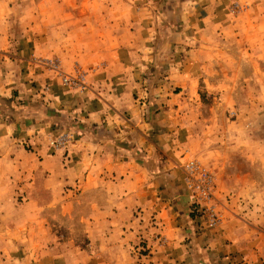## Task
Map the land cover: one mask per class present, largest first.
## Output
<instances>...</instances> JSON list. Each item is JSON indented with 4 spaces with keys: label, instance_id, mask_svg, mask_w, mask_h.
Returning a JSON list of instances; mask_svg holds the SVG:
<instances>
[{
    "label": "crops",
    "instance_id": "0c3cea01",
    "mask_svg": "<svg viewBox=\"0 0 264 264\" xmlns=\"http://www.w3.org/2000/svg\"><path fill=\"white\" fill-rule=\"evenodd\" d=\"M132 1L131 17L119 29L107 14L103 15L107 24L101 27L96 12L87 9L92 33L85 23L80 32L91 33L92 40L100 29L110 33L113 29L116 43L119 33L127 30L125 47L117 44L119 49L115 48L116 59L109 54L104 67L89 75L88 93L68 89L54 74L30 64L31 53L49 54L46 42L11 39L5 26L11 7L8 3L6 10L0 8V191L27 185L32 195L23 204L29 215L2 217L4 221L0 216V224L11 226L0 230V264L264 262L260 259L263 238L251 232L248 220L225 212L216 228H208L192 213L196 210L191 197L180 184L181 152L187 148L179 132L188 114L181 103L187 99L183 97L186 86L197 80L196 66L201 64L195 58L196 41L184 32L196 30L193 22L199 6L193 5L199 0H187L186 6L181 3L175 9V16L187 22L186 27L177 28L183 27L181 33L170 27L168 38L153 41L152 33L161 32L152 24L147 3L157 7L160 0ZM208 1L202 6L209 10L224 3ZM202 6L203 17L196 22L209 13ZM157 50V55L152 53ZM153 63H157L159 79L144 90V70ZM56 127L72 133L66 154L40 138ZM27 142L37 144L34 152L25 149ZM217 189L216 208L224 213L229 208L223 205L218 182ZM37 194L43 199L37 200ZM71 194L91 210V215L87 212L75 221L91 226L85 236L86 249L74 240L76 234L69 238L54 232L47 213L59 206L62 215L71 218ZM20 207L0 202V209ZM140 238L147 249L144 253L133 249Z\"/></svg>",
    "mask_w": 264,
    "mask_h": 264
},
{
    "label": "rangeland",
    "instance_id": "374dc122",
    "mask_svg": "<svg viewBox=\"0 0 264 264\" xmlns=\"http://www.w3.org/2000/svg\"><path fill=\"white\" fill-rule=\"evenodd\" d=\"M185 1L187 0H160L157 7H152V2H146L149 9L152 8V24L161 32H153L152 41L168 38L170 27L182 32L187 22L175 16V9L178 10V4L181 3L186 6ZM223 1L222 6L210 10L206 4L202 6L208 0L195 3L193 6H199L195 10L196 20L203 17L201 6L209 13L199 22L194 20L195 32H184L196 41L195 58L201 64L196 66L197 80L186 86L188 90H184L183 97L187 99L181 103L188 114L185 113L186 125L179 132L181 142L187 148L181 152L183 159H180V184L189 194L182 181L183 168L188 160H197L207 167L215 177V202L220 197H216L218 182L221 198L224 199L222 202L226 204L223 205L229 208L224 213L223 209L216 208L220 221H223L225 212L231 213V217L248 220L253 227L251 232L262 236L260 247L264 249V0ZM8 3L11 13L5 18V26L10 38L28 40L30 37V40L38 38L41 43L46 42L44 47L49 54L31 53L30 64L41 71L54 74L59 83L68 89L86 93L90 90L89 75L104 67L109 54H115L110 58L116 59L115 51L119 49L117 44L125 47L123 40H126L127 32L116 34L118 41L115 43L113 29L110 30L111 33L100 29V33L92 40V16L87 9L96 12L101 27L107 24L106 17L103 18L107 14L110 21L116 20L115 27L119 29L122 25H127L131 17L130 5H135L132 0H0V8L6 10L5 4ZM83 23L91 33L80 32ZM180 26L183 27L177 29ZM120 40L122 44L119 43ZM49 41L52 45L47 46ZM158 51L152 53L157 55ZM250 56L257 59L252 61L248 58ZM155 61L158 62L159 59L156 58ZM62 64L64 68H61ZM155 72L157 63L144 70V90L151 89L158 82ZM75 74L83 76L82 86H69L63 82L64 76ZM179 90L183 88L180 87ZM18 102H23V98L18 99ZM68 120L72 122L73 119ZM41 136L46 146L57 150H64L72 139L71 132L58 127L41 133ZM60 136L66 139L63 144L59 143ZM25 143L23 145L27 151H35L37 144ZM64 152L66 154L67 151ZM19 182L22 183L23 180ZM13 190L0 191V202L4 204L11 201L21 207L19 210L0 209L1 218L18 219L20 216L21 219L29 215L23 208L24 202L29 201L32 196L29 187L17 186ZM36 197L37 200L43 199L39 194ZM70 202L71 218L67 219L62 215L59 206L52 207L47 212L53 223L52 229L69 238L71 233L76 234L74 240L86 249L88 240L85 236L90 232L91 226H79L75 221L79 222V217L87 212L91 215V210L87 209L85 203L76 201L74 194ZM192 213L200 217L207 226L206 214L197 211ZM135 216L138 217V214L135 213ZM217 226L207 227L213 229ZM10 228L7 224H0L2 231ZM138 232L139 230L135 233L137 237L141 235ZM142 240L137 239L133 249L138 248L144 253L147 249ZM263 258L260 257L261 260Z\"/></svg>",
    "mask_w": 264,
    "mask_h": 264
},
{
    "label": "built area",
    "instance_id": "2783aa9c",
    "mask_svg": "<svg viewBox=\"0 0 264 264\" xmlns=\"http://www.w3.org/2000/svg\"><path fill=\"white\" fill-rule=\"evenodd\" d=\"M83 79L81 74L67 75L64 76L63 82L69 86L80 87ZM65 141V137L60 136L59 143L63 144ZM182 181L192 198L194 209L200 214H206L207 226H217L220 214L215 205L216 183L213 172L199 161L191 159L185 163Z\"/></svg>",
    "mask_w": 264,
    "mask_h": 264
}]
</instances>
